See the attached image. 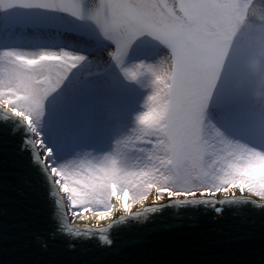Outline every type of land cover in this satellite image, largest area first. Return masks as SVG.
Instances as JSON below:
<instances>
[{"label": "snow or ice", "instance_id": "obj_1", "mask_svg": "<svg viewBox=\"0 0 264 264\" xmlns=\"http://www.w3.org/2000/svg\"><path fill=\"white\" fill-rule=\"evenodd\" d=\"M89 2L0 0V129L52 209L34 240L111 247L110 230L165 208L264 211V59L244 67L264 46V0ZM145 36L167 54L139 58ZM85 213L97 224L73 227Z\"/></svg>", "mask_w": 264, "mask_h": 264}, {"label": "water", "instance_id": "obj_2", "mask_svg": "<svg viewBox=\"0 0 264 264\" xmlns=\"http://www.w3.org/2000/svg\"><path fill=\"white\" fill-rule=\"evenodd\" d=\"M19 142V136L0 129V264H264V211L251 206L239 216L226 210L219 221L204 209L165 208L110 230L111 247L96 234L75 248L63 238L41 248L34 235L53 228L52 209Z\"/></svg>", "mask_w": 264, "mask_h": 264}, {"label": "rangeland", "instance_id": "obj_3", "mask_svg": "<svg viewBox=\"0 0 264 264\" xmlns=\"http://www.w3.org/2000/svg\"><path fill=\"white\" fill-rule=\"evenodd\" d=\"M137 52H138L139 58L146 59L149 62H156L160 57L166 55L168 50L163 45L159 44L158 41H154L150 37L145 36L141 38ZM238 194L240 195L239 192L236 193V195ZM223 196H224L223 194H220L217 197H223ZM149 198H155V193L153 192L152 194H150ZM147 201H145V203H147ZM139 206H140L139 204L134 205L132 210ZM67 212H68L69 219L71 220V215H70L71 209H68ZM119 214L120 213H117V215ZM84 215L88 217L86 220L75 219V220H72V222L89 224L92 221L93 216H90L88 213H85Z\"/></svg>", "mask_w": 264, "mask_h": 264}, {"label": "clouds", "instance_id": "obj_4", "mask_svg": "<svg viewBox=\"0 0 264 264\" xmlns=\"http://www.w3.org/2000/svg\"><path fill=\"white\" fill-rule=\"evenodd\" d=\"M261 59H264V46H261V48L256 53L249 57L248 61L244 65L245 70L252 75H256L259 71V61ZM255 99L261 100L264 99V97L257 95Z\"/></svg>", "mask_w": 264, "mask_h": 264}, {"label": "bare ground", "instance_id": "obj_5", "mask_svg": "<svg viewBox=\"0 0 264 264\" xmlns=\"http://www.w3.org/2000/svg\"><path fill=\"white\" fill-rule=\"evenodd\" d=\"M237 196H239V194L237 195ZM155 198H149V200L147 201V202H153V200H154ZM140 207V206H139ZM138 208V207H137ZM100 223V225H103V224H106L107 222L106 221H101V222H99ZM91 226H93V225H96L97 224V219L95 218V217H93L92 218V221L89 223Z\"/></svg>", "mask_w": 264, "mask_h": 264}, {"label": "flooded vegetation", "instance_id": "obj_6", "mask_svg": "<svg viewBox=\"0 0 264 264\" xmlns=\"http://www.w3.org/2000/svg\"><path fill=\"white\" fill-rule=\"evenodd\" d=\"M97 2H98V0H97ZM84 6H85V8L90 6L89 0H84Z\"/></svg>", "mask_w": 264, "mask_h": 264}]
</instances>
